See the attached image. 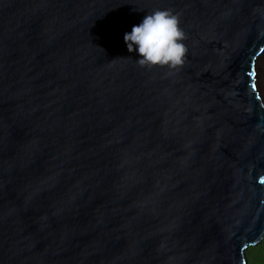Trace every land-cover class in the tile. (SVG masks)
Wrapping results in <instances>:
<instances>
[{
  "label": "water",
  "instance_id": "95a60500",
  "mask_svg": "<svg viewBox=\"0 0 264 264\" xmlns=\"http://www.w3.org/2000/svg\"><path fill=\"white\" fill-rule=\"evenodd\" d=\"M157 9L178 67L123 40ZM261 49L264 0H0V264H246Z\"/></svg>",
  "mask_w": 264,
  "mask_h": 264
},
{
  "label": "clouds",
  "instance_id": "9594fccd",
  "mask_svg": "<svg viewBox=\"0 0 264 264\" xmlns=\"http://www.w3.org/2000/svg\"><path fill=\"white\" fill-rule=\"evenodd\" d=\"M183 38L178 17L166 9L145 14L123 35L128 52L134 51L141 65L172 68L183 63L186 53Z\"/></svg>",
  "mask_w": 264,
  "mask_h": 264
},
{
  "label": "rangeland",
  "instance_id": "374dc122",
  "mask_svg": "<svg viewBox=\"0 0 264 264\" xmlns=\"http://www.w3.org/2000/svg\"><path fill=\"white\" fill-rule=\"evenodd\" d=\"M246 264H264V237L255 246H249L245 252Z\"/></svg>",
  "mask_w": 264,
  "mask_h": 264
},
{
  "label": "bare ground",
  "instance_id": "6f19581e",
  "mask_svg": "<svg viewBox=\"0 0 264 264\" xmlns=\"http://www.w3.org/2000/svg\"><path fill=\"white\" fill-rule=\"evenodd\" d=\"M256 67H257V72H256V85L257 88L260 92V96L262 100L264 101V55L259 57L256 60Z\"/></svg>",
  "mask_w": 264,
  "mask_h": 264
},
{
  "label": "snow or ice",
  "instance_id": "6c2138e0",
  "mask_svg": "<svg viewBox=\"0 0 264 264\" xmlns=\"http://www.w3.org/2000/svg\"><path fill=\"white\" fill-rule=\"evenodd\" d=\"M262 52H264V49H261ZM252 74H255V73H252ZM253 87H256L255 85H253Z\"/></svg>",
  "mask_w": 264,
  "mask_h": 264
}]
</instances>
